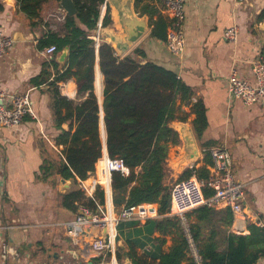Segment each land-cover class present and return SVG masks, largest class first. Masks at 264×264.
I'll list each match as a JSON object with an SVG mask.
<instances>
[{"label": "crops", "instance_id": "1", "mask_svg": "<svg viewBox=\"0 0 264 264\" xmlns=\"http://www.w3.org/2000/svg\"><path fill=\"white\" fill-rule=\"evenodd\" d=\"M263 7L264 0H184L185 49L181 56L172 55L163 40L149 38L150 29L125 53L134 57V50L142 48L147 60L174 71L187 89L186 97L182 99L180 95L176 100L177 114L184 119L175 118L168 123L178 133V142L169 146L166 159L172 176L190 165L197 168L204 164L202 145L224 146L232 158L234 177L245 190L248 218H236L221 204L212 206L205 215L196 208L189 212L197 227L199 245L218 253L227 250L231 235L248 234L250 222L264 227V108L232 97L227 81L232 67L241 78L253 81L250 62L259 54L264 55V19H258ZM63 13L56 1L48 0L40 17L29 18L19 10L16 0H0V27L13 39L11 49L0 57V86L8 92L27 91L32 105V113L25 115L19 126L0 127V264H87L82 256L84 245L91 238L102 236L103 228L97 227L77 240L67 233L65 225L75 218L77 206L71 210L62 199L79 190L78 182L65 179L56 171L47 176L42 168L45 162L63 159V145L55 142L59 129L49 107L48 86L36 85L31 79L39 75L43 60L52 58L42 53L38 41L49 29L61 32ZM230 26L237 28L234 42L224 39V31ZM106 30L100 33V40L110 43ZM102 81L96 59L93 90L101 114ZM75 85L73 79L60 82V93L74 101L83 99ZM194 104L202 106L207 124L199 139L193 130ZM101 122V154L105 155L106 137L102 136ZM181 130H190L198 146L199 156L194 162L180 164L185 154ZM108 189L112 201L111 185ZM120 207L113 205L115 211ZM251 213L258 217L257 221ZM114 233V257L117 251L119 264H159L161 256L181 235L167 213L143 221L120 220ZM3 243L15 252L6 256Z\"/></svg>", "mask_w": 264, "mask_h": 264}, {"label": "trees", "instance_id": "2", "mask_svg": "<svg viewBox=\"0 0 264 264\" xmlns=\"http://www.w3.org/2000/svg\"><path fill=\"white\" fill-rule=\"evenodd\" d=\"M48 0H16L19 10L29 18H38L43 4ZM58 4L60 0H54ZM75 13L63 18L61 32L47 30L38 41V48L54 45L51 59L42 62V68L31 82L48 86L49 107L54 125L59 129L55 137L57 144L63 145L59 162H45L43 173L47 176L56 171L65 179L74 181L85 179L94 171L95 163L101 156L100 110L93 90L94 65L97 59L103 78L102 111L106 137V151L110 158H121L129 172L123 175L118 171L111 174L112 202L116 206H132L139 203H156L159 214H166L170 204V171L166 159L168 148L178 142V133L169 122L183 116L177 114L176 100L186 97L187 89L177 74L153 61L146 59L144 50L137 47L134 54L146 59L139 63L129 53L118 55L114 47L100 40L95 46L92 36L95 33L101 5L105 11L101 26L111 24L110 8L105 0H72ZM60 6V5H59ZM135 12L149 18L148 37L163 40L170 23L154 0H134ZM258 19H264V7ZM68 48L65 60L57 61V54ZM51 78V79H50ZM73 79L77 94L83 99L74 101L63 96L59 83ZM192 111L196 117L193 130L199 139L205 128L206 119L200 104H194ZM67 123V128L62 125ZM202 145L204 164L200 167H187L180 179L194 175L206 180L210 157ZM204 196L213 190L202 186ZM75 201H81L92 209L104 204L102 189H97L93 198L85 199L80 190L63 196L65 207L75 210ZM195 209V208H194ZM202 214L211 212L212 206L201 205ZM229 212L231 210L227 207ZM189 216V213H188ZM201 217V215L199 216ZM172 224L179 229L176 218L170 216ZM248 234L231 235L227 250L215 252L211 247L203 248L197 238V227L191 221L193 239L202 258L201 264H256L264 258V227L250 222ZM180 231V229H179ZM176 244L164 253L159 264H196L187 255V243L182 232ZM117 260L120 259L116 251ZM100 264L99 260H91ZM142 264H153L143 261Z\"/></svg>", "mask_w": 264, "mask_h": 264}, {"label": "built area", "instance_id": "3", "mask_svg": "<svg viewBox=\"0 0 264 264\" xmlns=\"http://www.w3.org/2000/svg\"><path fill=\"white\" fill-rule=\"evenodd\" d=\"M236 3L245 0H235ZM161 7V12L170 23L166 30L164 43L166 49L175 56H181L185 49L183 35V3L184 0H154ZM105 11V3L101 5ZM104 14V13H103ZM101 14L97 21L95 33L92 36L95 46L99 45L101 26ZM65 12L62 14V19ZM237 38L236 26H230L224 31V39L234 42ZM13 39L4 33L0 27V57L4 56L11 49ZM55 46L49 45L43 48V54L52 57ZM252 82L240 77L237 69L232 67L228 76V92L234 97L242 100L246 105H258L264 108V55L259 54L250 62ZM32 113L30 94L26 92H8L0 86V127H17L21 124L27 114ZM210 157L207 166L209 175L206 180L197 179L194 175L185 179H178L170 189V204L167 214L176 218L179 229L187 243V256L196 264H201L202 258L198 246L193 239L191 230V219L188 213L201 205L228 207L233 215L241 220L248 218L245 208V190L243 184L234 177L232 171V158L224 146H214L206 149ZM192 168V165L189 166ZM118 171L123 175L129 172L123 160L118 157L110 158L107 154L98 158L94 171L85 179L78 180V188L85 199L93 198L97 189L105 193V204L98 205L96 209L90 208L83 202H77L75 218L67 223V233L77 240L84 232L91 228H106V238L100 234L91 238L82 251L85 260H99L100 264L106 260L116 263L115 253V225L120 220H148L159 215L156 203H139L132 206H121L116 211L113 209L108 188L111 185V174ZM208 186L213 190L208 197L204 196L202 186ZM101 207V208H99ZM3 252L7 256L15 251L8 244L3 243ZM259 264H264V258Z\"/></svg>", "mask_w": 264, "mask_h": 264}, {"label": "water", "instance_id": "4", "mask_svg": "<svg viewBox=\"0 0 264 264\" xmlns=\"http://www.w3.org/2000/svg\"><path fill=\"white\" fill-rule=\"evenodd\" d=\"M110 8L111 24L106 27H100L99 34L104 28H107L105 34L106 38L110 40V44L114 47L116 53L120 56L128 52L134 45H136L140 39L149 30V18L146 14L140 15L135 12L134 0H106ZM60 8L65 12L66 15H72L75 13V7L72 0H60ZM117 31H116V29ZM68 48L65 47L60 53H58L56 59L58 62L62 63L67 55ZM134 58L139 63H144L146 59L141 56L135 55ZM77 87V85H75ZM102 110V104H101ZM100 122L103 123V111L99 113ZM63 128H67V123H64ZM105 132V129H104ZM181 138L184 143L185 154L181 157L180 164L186 162H194L199 156V149L196 145L194 137L191 131L181 130ZM247 212L250 213L249 208ZM254 220H258V217L251 213ZM102 237L106 238V228L102 230ZM73 253V252H72ZM74 257H78L75 252ZM116 263L114 261L106 260L102 264H119V261L115 257ZM87 264H93V261H88ZM124 264H131L130 262H125Z\"/></svg>", "mask_w": 264, "mask_h": 264}, {"label": "rangeland", "instance_id": "5", "mask_svg": "<svg viewBox=\"0 0 264 264\" xmlns=\"http://www.w3.org/2000/svg\"><path fill=\"white\" fill-rule=\"evenodd\" d=\"M180 176H181V173L176 174V176H172V175L170 174V176H169V183H171V185H173L174 182H175V180H178V179L181 178Z\"/></svg>", "mask_w": 264, "mask_h": 264}, {"label": "bare ground", "instance_id": "6", "mask_svg": "<svg viewBox=\"0 0 264 264\" xmlns=\"http://www.w3.org/2000/svg\"><path fill=\"white\" fill-rule=\"evenodd\" d=\"M101 83V82H100ZM101 132H102V136L103 138H105V132H104V129H103V124L101 122ZM104 150V149H103ZM109 190V189H108Z\"/></svg>", "mask_w": 264, "mask_h": 264}]
</instances>
